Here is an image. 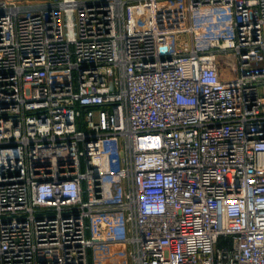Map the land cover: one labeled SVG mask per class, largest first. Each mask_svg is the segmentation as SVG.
<instances>
[{"label":"built area","instance_id":"obj_1","mask_svg":"<svg viewBox=\"0 0 264 264\" xmlns=\"http://www.w3.org/2000/svg\"><path fill=\"white\" fill-rule=\"evenodd\" d=\"M0 264H264V0H0Z\"/></svg>","mask_w":264,"mask_h":264},{"label":"rangeland","instance_id":"obj_2","mask_svg":"<svg viewBox=\"0 0 264 264\" xmlns=\"http://www.w3.org/2000/svg\"><path fill=\"white\" fill-rule=\"evenodd\" d=\"M142 7H146V5H142ZM140 22H142V25H146V22H144L143 20H141Z\"/></svg>","mask_w":264,"mask_h":264}]
</instances>
